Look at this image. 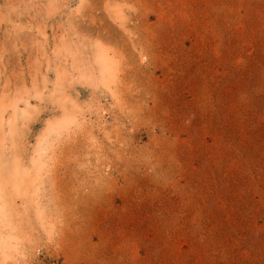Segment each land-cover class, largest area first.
<instances>
[{
	"label": "rangeland",
	"instance_id": "obj_1",
	"mask_svg": "<svg viewBox=\"0 0 264 264\" xmlns=\"http://www.w3.org/2000/svg\"><path fill=\"white\" fill-rule=\"evenodd\" d=\"M0 264H264V0H0Z\"/></svg>",
	"mask_w": 264,
	"mask_h": 264
},
{
	"label": "bare ground",
	"instance_id": "obj_2",
	"mask_svg": "<svg viewBox=\"0 0 264 264\" xmlns=\"http://www.w3.org/2000/svg\"><path fill=\"white\" fill-rule=\"evenodd\" d=\"M105 63V62H104ZM115 63V62H114ZM106 64V63H105ZM108 64V63H107ZM112 64H110L111 67ZM105 66V65H104ZM109 67V69L111 70V68ZM114 67V66H113ZM91 114V113H90ZM81 121V120H80ZM77 122V121H76ZM82 122H85L84 120H82ZM73 124H75V121L73 122ZM83 124V123H82ZM76 125V124H75ZM84 125V124H83ZM78 126V125H77ZM80 126V125H79Z\"/></svg>",
	"mask_w": 264,
	"mask_h": 264
}]
</instances>
